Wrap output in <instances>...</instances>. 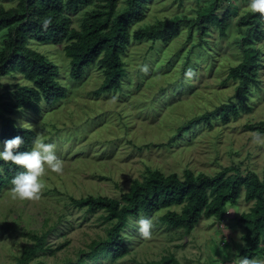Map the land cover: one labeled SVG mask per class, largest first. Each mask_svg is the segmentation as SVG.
<instances>
[{"label":"rangeland","instance_id":"1","mask_svg":"<svg viewBox=\"0 0 264 264\" xmlns=\"http://www.w3.org/2000/svg\"><path fill=\"white\" fill-rule=\"evenodd\" d=\"M214 1H147L143 17L131 25V32L176 16L188 17L189 22L167 42L133 40L123 56L126 74L119 91L95 92L103 81L98 62L87 68L83 79H73L66 42L32 41L34 48L58 65V79L66 86L67 96L53 105L43 104L40 114L20 109L13 117L17 124L35 129L41 142L54 145L63 171L54 173L45 165L39 199H14L12 187L4 188L0 264H16L24 250L36 244L33 234H46V243L29 264H144L165 257L175 259L171 264H241L244 227L239 217L253 204L244 199V193L237 204L227 205L222 220L202 218L191 231L163 223V212L132 217L124 232L129 252L117 260L90 254L92 243L106 237L110 223L104 212L77 208L70 202L71 197L89 194L119 198L135 179L143 178L147 168L182 177L187 169L214 175L236 165L258 172L264 180V135L246 127L264 121V34L257 42L261 66L258 82L247 93L249 109L224 122L220 107L237 102L238 85V81L224 84V80L242 60L239 26L251 11L248 0H219L216 13L230 14L227 34L222 36L216 26L202 31L196 24L198 12ZM15 4L0 0L2 7ZM125 4L126 0L120 1ZM72 19L77 27L78 15L72 14ZM6 35L7 29L1 31L0 51ZM0 80L2 93L13 91L16 83H27L20 73ZM141 218L153 222L149 239L137 230Z\"/></svg>","mask_w":264,"mask_h":264},{"label":"trees","instance_id":"2","mask_svg":"<svg viewBox=\"0 0 264 264\" xmlns=\"http://www.w3.org/2000/svg\"><path fill=\"white\" fill-rule=\"evenodd\" d=\"M12 7L0 6V33L7 29L3 48L0 51V78L20 73L27 80L15 84L11 92L0 89V140L20 136L23 143L14 151H32L33 141L38 139L35 129L17 124L13 117L20 109L40 114L43 104L53 105L67 96V88L58 79L59 67L43 52L32 46V41L61 44L66 42L65 54L70 59V75L81 80L92 64L98 62L103 75L101 85L95 90L119 91L126 74L124 54L133 40H161L167 42L178 36L188 17L176 16L159 20L131 32L133 23L140 20L149 0H14ZM219 0L199 10L196 24L206 31L216 26L225 36L230 25V14L216 13ZM72 14L78 15V26H73ZM259 14L250 13L241 19L239 30L242 60L229 69L224 80L238 81L237 102L230 101L220 107L221 118L227 122L231 115L249 109L246 104L250 86L258 82L261 66V50L257 47L264 34ZM47 22V23H46ZM3 83L0 80V88ZM188 127V126H187ZM185 126V128H187ZM246 127L264 135V121ZM184 128V127H182ZM23 169L11 162L0 161V194L11 180ZM244 193L247 202H253L243 212L239 222L243 224L244 245L240 255L249 260L264 258V180L254 170L225 166L214 175L186 170L181 177L177 173L165 174L159 169L147 168L142 179H135L129 190L119 198L89 194L80 198L71 197L77 208L92 212L103 211L110 223L106 237L95 240L91 256L103 255L117 260L129 252L125 230L132 217L140 214L152 216L158 212L160 220L172 227L191 231L202 218L222 220L228 204H237ZM180 206V211L173 209ZM37 239L33 247L26 248L16 264H29L30 258L45 248L46 234L31 235ZM175 259L165 257L161 261L144 264H171ZM79 264H85L79 262Z\"/></svg>","mask_w":264,"mask_h":264},{"label":"clouds","instance_id":"3","mask_svg":"<svg viewBox=\"0 0 264 264\" xmlns=\"http://www.w3.org/2000/svg\"><path fill=\"white\" fill-rule=\"evenodd\" d=\"M248 8L253 14H259L257 19L264 21V0H248ZM47 23V22H46ZM23 143L20 136L3 141V150L0 151V161L11 162L12 165L23 169L11 180L12 195L14 199L31 201L39 199L43 185L40 178L45 172V165L51 172L61 173L63 163L54 152V145L43 143L39 139L33 141L32 151H14ZM138 232L144 239L151 237L153 222L148 218H141L137 222ZM241 264H264V261L249 260L245 258Z\"/></svg>","mask_w":264,"mask_h":264}]
</instances>
